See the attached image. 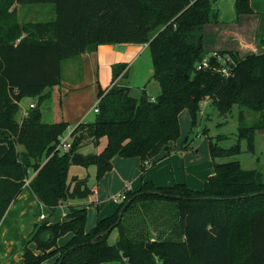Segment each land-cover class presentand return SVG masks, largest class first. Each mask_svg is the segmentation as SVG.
<instances>
[{
  "label": "trees",
  "instance_id": "obj_1",
  "mask_svg": "<svg viewBox=\"0 0 264 264\" xmlns=\"http://www.w3.org/2000/svg\"><path fill=\"white\" fill-rule=\"evenodd\" d=\"M15 3H52L55 18L19 22ZM209 11L210 0H0V221L25 185L48 217L29 234L21 264H264V180L236 160L215 162L202 190L185 182L142 181L123 191L115 213L89 231L85 206L68 203L90 193L86 178L67 181L72 164L95 165L100 176L118 154L138 156L144 167L178 137L179 113L188 109L195 122L205 98L220 115L239 107L238 141L246 139L252 150L255 130L264 129V53L239 57L228 51L236 62L233 76L196 70ZM235 11L252 9L248 0H235ZM116 43H147L158 95L153 101L144 89L139 98L130 95L126 63L112 66L111 84L98 92L95 119L72 129L67 151H53L68 123L41 120L44 89L61 83L65 60ZM32 95L37 105L17 121L20 100ZM245 110L257 114L251 124ZM101 140L99 153L77 150L82 142L96 147ZM239 152L238 142L210 145L212 157ZM63 204L68 212L59 217ZM113 230L117 238L109 243ZM69 232L71 238L57 246Z\"/></svg>",
  "mask_w": 264,
  "mask_h": 264
},
{
  "label": "rangeland",
  "instance_id": "obj_2",
  "mask_svg": "<svg viewBox=\"0 0 264 264\" xmlns=\"http://www.w3.org/2000/svg\"><path fill=\"white\" fill-rule=\"evenodd\" d=\"M254 14L259 18L258 45L264 49V0H248ZM18 19L21 21H47L55 18V7L52 3L44 4H18ZM235 11V0H210V11L207 27V37L221 40L232 37L242 46L250 42L249 35L244 30L243 20ZM198 36L197 32H194ZM251 49L250 46H246ZM122 50V49H121ZM123 51V50H122ZM223 50H218L222 52ZM228 52V51H227ZM203 53L207 54L205 48ZM101 52L98 64V74L93 83H88L85 87L90 94L84 104V113L86 119L81 122H89L95 119L97 113L92 111V106L98 101V92L106 88L111 83V66L130 59L124 54H106ZM239 57V53H236ZM248 55V54H247ZM147 57L151 61L150 54ZM246 56V55H245ZM103 58V59H102ZM112 59L111 66L107 65ZM111 60V61H112ZM74 63L73 71L69 72V64ZM146 64L136 62L133 67L128 69V79L124 78V83L130 88L129 94L139 98L142 90L153 91L157 93L159 89L158 82L151 78L145 83L143 80L146 75ZM127 70V69H126ZM81 63L78 58H71L63 62L62 83L47 87L44 94L48 96V101L39 105L42 111L41 120L43 122H52L62 119L68 123L65 134L71 131L79 121L76 120L74 107L63 100V90L69 92L68 83L73 80H79L81 74ZM95 85L94 92L91 87ZM85 90V88H84ZM45 99V100H47ZM37 105V97L34 95L23 97L19 102V110L15 115L17 121L24 117V112H28L30 103ZM70 109V110H69ZM202 110V113H201ZM238 111L239 107L233 105L231 112L226 115H220L215 107L203 99L199 103L196 112L195 122L192 120L188 109H183L179 115V135L168 143L169 149L161 148L151 159L145 162L144 167L138 156L121 157L114 154L112 157V168L100 176L96 174L95 165H74L69 167L67 181L70 182L73 176L86 178L87 186L90 189L88 196L83 199H72L68 203L82 204L86 208L85 230H91L99 218L110 216L120 207L121 203L114 201L123 195L126 189H135L142 181L150 180L155 185L166 186L172 183L185 182L189 187L195 190H202L206 178L212 174L213 164L236 160L243 169H256L261 172L264 180V129H256L253 135V148L248 149L246 139L238 141ZM66 115V116H65ZM246 123L251 124L257 114L245 110ZM239 143L240 152L228 156L212 157L210 154V145H218L223 148H229ZM183 146V148H182ZM16 148L21 151L23 146L17 144ZM77 150L82 153H95L96 148L91 143L82 142ZM102 151V150H101ZM100 152V151H99ZM32 174V171H31ZM61 213L68 212V205L60 207ZM42 212L38 216V222L48 218L42 205ZM45 215V216H44ZM152 231V230H150ZM72 236V233H66L57 238V246L64 245ZM115 230L107 238V242L113 243L116 240ZM154 237V232L151 234ZM29 245L32 246L30 243ZM18 264V263H15Z\"/></svg>",
  "mask_w": 264,
  "mask_h": 264
},
{
  "label": "crops",
  "instance_id": "obj_3",
  "mask_svg": "<svg viewBox=\"0 0 264 264\" xmlns=\"http://www.w3.org/2000/svg\"><path fill=\"white\" fill-rule=\"evenodd\" d=\"M13 8L17 10L18 4L15 3L13 5ZM16 12H18V10ZM238 16L241 17L240 20H243L244 30L250 37V42L248 41L246 46L249 45L251 49H247L245 45L242 46L243 44H239V42H237L232 37L229 38L227 37L221 40H217L214 37L213 39H209L207 37V27L206 25H204L201 33L202 45H203V49L205 48L207 53L218 50L233 51L235 53H239L240 56H245L247 54H256L260 52L264 53V49L262 46L258 45V39H257L258 29H259V18L254 14L253 10L251 13H241L238 14ZM17 20L19 22L30 21V20L21 21L18 19V16H17ZM31 22H40V21H31ZM101 52H105L106 54H110V55L124 54L128 56L130 59L124 61L126 63L127 72L128 69L130 67H133V65L137 61L140 62L141 65L146 64L147 73L143 77L144 78L143 80H145L146 83L152 78L153 69L151 66V61L148 62L147 60V57L149 59L148 54H150L147 43L100 44L97 46L96 49L82 53L80 56L76 57L79 59L82 69L81 74H79L78 76L79 80L78 79L76 81L73 80L68 83L69 92L66 91L65 89L63 90V100H66L67 104L69 102V108L70 106L74 107L73 108L74 112H76L74 116L76 120L79 122H81L82 120L84 121L87 117V114L84 113V104H87L85 101L86 98L90 97V94L86 90L85 86L88 83H93V80H96L97 78V74L99 72L98 64H99V58L101 57ZM106 54H104V57L106 56ZM111 60L112 59H110V61L107 62L108 63L107 65L111 66V64L115 62ZM109 68H110L109 71L111 72V76H112V66ZM62 69H63V65H62ZM73 69H74V63L69 64V72L73 71ZM126 78L128 79V75ZM110 84L111 83H109V85ZM94 90H95V85L91 87V91L94 92ZM145 91L149 96L155 97L156 95H158L160 90L157 93H154L153 91H148L146 89ZM205 100L211 103V100L209 98H205ZM45 101H48V99L44 100L43 102ZM104 145H105V141L101 140L99 145L95 147L96 148L95 153H99V151L103 149ZM70 204L71 203H69V205ZM63 205H67V204H63ZM61 206L58 207L57 210L58 212L61 211L60 209ZM42 211H43L42 204L36 199V197L31 192L29 187L25 185L22 191L12 200V202L8 206L4 216L0 221V264H15V263L21 264L22 262L21 255L26 247L27 238L29 234L33 231L35 224L38 223L39 220L38 216L40 213H43ZM61 214L64 215L65 213L64 214L61 213Z\"/></svg>",
  "mask_w": 264,
  "mask_h": 264
},
{
  "label": "built area",
  "instance_id": "obj_4",
  "mask_svg": "<svg viewBox=\"0 0 264 264\" xmlns=\"http://www.w3.org/2000/svg\"><path fill=\"white\" fill-rule=\"evenodd\" d=\"M196 70H204V69H212L225 77L233 76L234 69L236 67V62L232 58L231 54L227 51H211L207 54H202L200 58L195 62ZM150 100L153 101L154 97H150ZM33 103L29 104V108L33 107ZM92 111L97 113L98 107L97 102L92 106ZM202 113V110H201ZM26 116V112L23 113ZM71 131L65 134V131L57 137V143L54 147L53 151H58L60 153L67 151L71 146V141L73 139V135ZM125 194L119 196L118 198H114V201L122 203L125 200Z\"/></svg>",
  "mask_w": 264,
  "mask_h": 264
},
{
  "label": "water",
  "instance_id": "obj_5",
  "mask_svg": "<svg viewBox=\"0 0 264 264\" xmlns=\"http://www.w3.org/2000/svg\"><path fill=\"white\" fill-rule=\"evenodd\" d=\"M201 199H205L208 198L207 196H201ZM121 212H119V216H120ZM112 227H109L107 230H105L104 232L101 233V235L105 234L106 232H108Z\"/></svg>",
  "mask_w": 264,
  "mask_h": 264
}]
</instances>
